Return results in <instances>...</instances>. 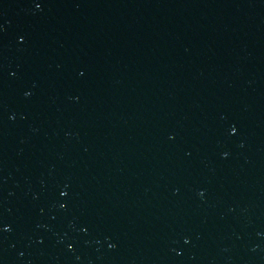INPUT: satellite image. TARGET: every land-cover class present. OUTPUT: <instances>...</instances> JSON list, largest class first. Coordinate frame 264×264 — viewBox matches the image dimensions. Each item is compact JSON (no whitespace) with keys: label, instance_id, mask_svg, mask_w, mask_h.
Segmentation results:
<instances>
[{"label":"water","instance_id":"95a60500","mask_svg":"<svg viewBox=\"0 0 264 264\" xmlns=\"http://www.w3.org/2000/svg\"><path fill=\"white\" fill-rule=\"evenodd\" d=\"M0 264H264V0H0Z\"/></svg>","mask_w":264,"mask_h":264}]
</instances>
